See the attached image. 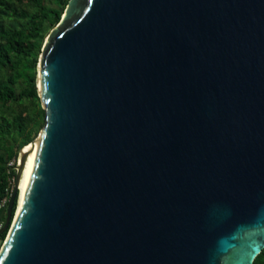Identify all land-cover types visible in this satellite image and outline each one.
<instances>
[{
	"label": "water",
	"instance_id": "95a60500",
	"mask_svg": "<svg viewBox=\"0 0 264 264\" xmlns=\"http://www.w3.org/2000/svg\"><path fill=\"white\" fill-rule=\"evenodd\" d=\"M36 81L0 264H255L264 0H69Z\"/></svg>",
	"mask_w": 264,
	"mask_h": 264
},
{
	"label": "trees",
	"instance_id": "16d2710c",
	"mask_svg": "<svg viewBox=\"0 0 264 264\" xmlns=\"http://www.w3.org/2000/svg\"><path fill=\"white\" fill-rule=\"evenodd\" d=\"M68 1L0 0V198L8 185L7 161L17 156L19 149L31 142L44 126L37 65L46 32L61 20ZM16 3H26L27 8H15ZM5 19L10 22L5 23ZM35 104L39 107L36 110L39 123L32 129L26 107ZM7 232L1 235L2 242ZM255 264H264V248Z\"/></svg>",
	"mask_w": 264,
	"mask_h": 264
},
{
	"label": "built area",
	"instance_id": "2783aa9c",
	"mask_svg": "<svg viewBox=\"0 0 264 264\" xmlns=\"http://www.w3.org/2000/svg\"><path fill=\"white\" fill-rule=\"evenodd\" d=\"M20 164V156H15L12 159H9L6 164L7 169V179H8V185L5 189V193L0 198V230L3 228L5 220L2 217L3 213L6 212L9 201L11 199V196L13 194L15 184H16V173L18 170V166ZM1 242V240H0Z\"/></svg>",
	"mask_w": 264,
	"mask_h": 264
},
{
	"label": "bare ground",
	"instance_id": "6f19581e",
	"mask_svg": "<svg viewBox=\"0 0 264 264\" xmlns=\"http://www.w3.org/2000/svg\"><path fill=\"white\" fill-rule=\"evenodd\" d=\"M25 150L27 152H29V154L31 153V146L30 145H27L25 147ZM31 160H32V157L30 156L27 163H26V166H25V169H24V172H23V175H22V178H21V181H20V185H19V189H20V196H19V202H18V208H17V212L15 214V218H14V221L12 223V226L7 234V237L6 239L4 240V242H2V245L1 246V249H0V254L5 246V243L11 233V230L16 222V219L18 217V214H19V211H20V208H21V204H22V200H23V195H24V191H25V187H26V182H27V178H28V174H29V169H30V165H31Z\"/></svg>",
	"mask_w": 264,
	"mask_h": 264
},
{
	"label": "rangeland",
	"instance_id": "374dc122",
	"mask_svg": "<svg viewBox=\"0 0 264 264\" xmlns=\"http://www.w3.org/2000/svg\"><path fill=\"white\" fill-rule=\"evenodd\" d=\"M14 7L15 8H19V9H22V8H27V4L26 3H16L15 5H14ZM4 22L6 23V22H10L8 19H5L4 20ZM50 29H51V26H50ZM50 29H48V31L46 32V37H45V39H44V41H43V44H42V49H43V46H44V44H45V41H46V39H47V37H48V35H49V31H51ZM41 49V50H42ZM37 73H38V65H37ZM26 107V106H25ZM24 107H20L19 109L20 110H24L25 111V109H23ZM26 108H28V110H26V114L27 115H29V117H30V122H29V124L31 125V128L33 129L34 127H36L37 126V124L39 123V121L37 122V120H36V110H39V107H38V105L37 104H35V106H33V105H31L30 107H26ZM40 129V127H38L37 128V131ZM41 130V129H40ZM20 151H21V149H19V154L17 155V156H20ZM12 158H14V157H12ZM12 158H10V159H12ZM2 242V241H1ZM1 242H0V245H1Z\"/></svg>",
	"mask_w": 264,
	"mask_h": 264
}]
</instances>
